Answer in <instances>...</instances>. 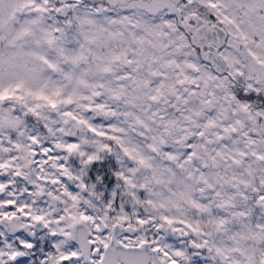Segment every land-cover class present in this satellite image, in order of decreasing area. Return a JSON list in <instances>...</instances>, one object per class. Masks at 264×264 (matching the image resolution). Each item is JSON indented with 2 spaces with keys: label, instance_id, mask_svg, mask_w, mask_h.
<instances>
[{
  "label": "snow or ice",
  "instance_id": "obj_1",
  "mask_svg": "<svg viewBox=\"0 0 264 264\" xmlns=\"http://www.w3.org/2000/svg\"><path fill=\"white\" fill-rule=\"evenodd\" d=\"M0 264H264V0H0Z\"/></svg>",
  "mask_w": 264,
  "mask_h": 264
}]
</instances>
